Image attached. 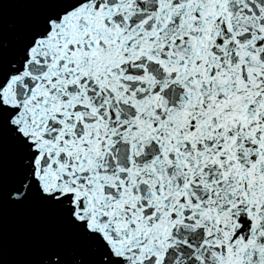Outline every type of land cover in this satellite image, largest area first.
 Returning <instances> with one entry per match:
<instances>
[{"label": "snow or ice", "instance_id": "6c2138e0", "mask_svg": "<svg viewBox=\"0 0 264 264\" xmlns=\"http://www.w3.org/2000/svg\"><path fill=\"white\" fill-rule=\"evenodd\" d=\"M0 264H264V0H0Z\"/></svg>", "mask_w": 264, "mask_h": 264}]
</instances>
